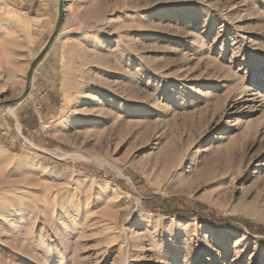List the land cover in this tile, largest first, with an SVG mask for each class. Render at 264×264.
<instances>
[{
  "label": "rangeland",
  "instance_id": "374dc122",
  "mask_svg": "<svg viewBox=\"0 0 264 264\" xmlns=\"http://www.w3.org/2000/svg\"><path fill=\"white\" fill-rule=\"evenodd\" d=\"M58 13L0 0V264H264V0H63L22 96Z\"/></svg>",
  "mask_w": 264,
  "mask_h": 264
},
{
  "label": "water",
  "instance_id": "95a60500",
  "mask_svg": "<svg viewBox=\"0 0 264 264\" xmlns=\"http://www.w3.org/2000/svg\"><path fill=\"white\" fill-rule=\"evenodd\" d=\"M62 22H63V0H59V13H58V18H57V24H56L55 31L52 34V36L49 39V41L46 43V45L43 46V48L40 50V52L38 53V55L34 59L33 65H32L31 70L29 72V78L27 80V85H26V88H25V92L22 94V96L29 92L30 86H31V81H32L31 77H32V74H33V68L35 66H37L41 62V60H43L44 56L47 54V52L51 48V45L55 41V38H56V36H57L61 26H62ZM22 96L18 97L17 99H20ZM12 102H16V101H12ZM12 102H10V103H12Z\"/></svg>",
  "mask_w": 264,
  "mask_h": 264
},
{
  "label": "bare ground",
  "instance_id": "6f19581e",
  "mask_svg": "<svg viewBox=\"0 0 264 264\" xmlns=\"http://www.w3.org/2000/svg\"><path fill=\"white\" fill-rule=\"evenodd\" d=\"M34 70H33V72H36L37 70V66H35L34 68H33ZM35 78V75H32V77H31V80H33ZM8 105H6L5 106V111L8 113V114H11V115H14L15 116V110H16V107L15 106H8ZM178 153V152H177ZM2 201V200H1Z\"/></svg>",
  "mask_w": 264,
  "mask_h": 264
},
{
  "label": "crops",
  "instance_id": "0c3cea01",
  "mask_svg": "<svg viewBox=\"0 0 264 264\" xmlns=\"http://www.w3.org/2000/svg\"><path fill=\"white\" fill-rule=\"evenodd\" d=\"M41 80V79H40ZM40 80L38 82H40Z\"/></svg>",
  "mask_w": 264,
  "mask_h": 264
}]
</instances>
